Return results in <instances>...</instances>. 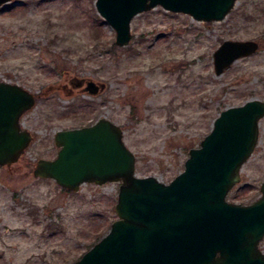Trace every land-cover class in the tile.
I'll return each instance as SVG.
<instances>
[{
  "label": "rangeland",
  "instance_id": "1",
  "mask_svg": "<svg viewBox=\"0 0 264 264\" xmlns=\"http://www.w3.org/2000/svg\"><path fill=\"white\" fill-rule=\"evenodd\" d=\"M130 27V43L117 46L96 0H11L0 8V82L37 96L21 119L33 141L18 162L0 166V264H74L118 217L119 182L70 192L34 176L38 159L57 156L58 131L108 118L136 155V175L167 184L221 111L264 100V0H237L212 23L157 6ZM227 39L256 40L259 50L217 76L213 54ZM81 79L106 87L90 95ZM240 170L228 200L251 204L264 180V118Z\"/></svg>",
  "mask_w": 264,
  "mask_h": 264
},
{
  "label": "water",
  "instance_id": "2",
  "mask_svg": "<svg viewBox=\"0 0 264 264\" xmlns=\"http://www.w3.org/2000/svg\"><path fill=\"white\" fill-rule=\"evenodd\" d=\"M11 0H0V7ZM16 2L15 4H17ZM237 0H96L98 13L115 29L117 46L132 39L131 22L157 6L221 21ZM256 40L227 39L213 54L217 76L259 50ZM90 95L106 87L92 79L76 83ZM36 106V95L20 84L0 82V166L18 162L33 141L21 125ZM264 118V100L251 98L226 107L200 146L189 150L185 168L170 183L136 175V155L123 129L108 118L60 130L53 159H38L34 176L53 179L78 192L83 184L120 182L118 219L109 232L74 264H264V180L251 204L230 202L243 165L253 154Z\"/></svg>",
  "mask_w": 264,
  "mask_h": 264
},
{
  "label": "trees",
  "instance_id": "3",
  "mask_svg": "<svg viewBox=\"0 0 264 264\" xmlns=\"http://www.w3.org/2000/svg\"><path fill=\"white\" fill-rule=\"evenodd\" d=\"M234 198H239V197L235 196ZM100 239H101V236H99L97 240L99 241Z\"/></svg>",
  "mask_w": 264,
  "mask_h": 264
}]
</instances>
